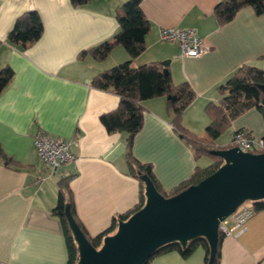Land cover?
<instances>
[{
	"label": "crops",
	"instance_id": "0c3cea01",
	"mask_svg": "<svg viewBox=\"0 0 264 264\" xmlns=\"http://www.w3.org/2000/svg\"><path fill=\"white\" fill-rule=\"evenodd\" d=\"M125 0H92L74 7L70 0H0V68L14 70L0 93V261L12 264H66L67 247L58 216L51 212L58 197L57 181L70 176L74 212L91 237L105 231L113 217L129 212L140 199V181L129 172L125 159L126 133L107 131L100 115L113 110L119 97L91 85L99 71L124 61L127 52L115 47L104 59L77 54L104 39L118 27L115 9ZM219 0H142L150 22L145 49L133 66L169 60L175 84L186 81L196 93L183 111L182 124L207 138L209 121L204 107L217 102L216 87L240 65L264 69V15L244 6L219 25L213 7ZM30 10L43 23L40 38L25 48L7 41L15 19ZM163 27H191L206 49L199 56L181 55L177 42L163 41ZM143 123L133 139L132 152L152 164L161 188L169 192L189 178L195 166L211 160L195 158L190 146L173 129L166 98L142 102ZM243 127L254 136L264 134L262 115L254 108L232 120L223 147ZM69 141L75 156L54 171L40 162L33 145L38 130ZM220 139V140H219ZM219 140V141H218ZM219 264H264V210H256L238 235H225ZM199 245L187 257L177 250L154 256L149 264H203Z\"/></svg>",
	"mask_w": 264,
	"mask_h": 264
},
{
	"label": "trees",
	"instance_id": "16d2710c",
	"mask_svg": "<svg viewBox=\"0 0 264 264\" xmlns=\"http://www.w3.org/2000/svg\"><path fill=\"white\" fill-rule=\"evenodd\" d=\"M91 1L70 0V3L74 7H80L89 4ZM141 1L125 0L117 6L115 9V19L118 24L117 30L109 38L82 49L77 54L80 59L89 55L101 60L117 46H121L127 52V59L96 73L91 78V85L111 91L119 97L117 107L102 113L99 118L107 131L119 130L127 134L125 159L129 172L140 181L139 203L129 212L113 217L109 228L91 237L75 216L71 190L68 185L70 176L60 178L57 181V202L51 212L59 217L64 231L68 255L66 264H75L78 259V247L64 215L66 203L69 204L73 217L85 235L95 247H99L103 237L115 230L119 220L126 219L144 203V183L140 175L146 174L149 176L157 190L163 195H173L190 184L197 183L220 166L223 159L218 155L212 154L210 150L231 146V144H227L220 147L213 140L229 128L233 119L254 108L262 115L264 125V104L261 103L262 92L258 88L259 83H264V69L255 65L242 64L223 83L216 87L217 93L220 95L217 102L210 101L204 107L209 119L205 127L207 138L198 136L183 126V111L196 97V93L190 84L186 81L175 84L168 67L167 71H164L160 62L149 61L136 66L132 65V62L145 49V37L150 31V22L141 8ZM244 6H251L255 14L264 15V0H219L213 7V16L217 23L222 25L230 21L237 11ZM42 33L43 23L38 12L30 10L20 14L15 19L11 30L7 34V41L20 48H25L27 45L37 41ZM13 75L14 70L10 65L6 64L0 68V93L11 81ZM158 96L166 98V107L172 115L171 123L173 129L190 146L194 157L206 156L211 160L204 167L195 166L191 176L169 192L161 188L152 171V164L139 161L132 152L134 136L143 123L144 107L142 102ZM235 130H246L247 133H251L243 127ZM261 137L264 140V134ZM0 155L9 161V158L1 151V148ZM253 203L256 210H264V199L256 200ZM223 237L224 233L219 230L217 248L211 264H219ZM199 245L205 250L203 264H207L209 246L203 236L189 239L185 245L180 244L178 241L167 243L155 250L143 264H149L154 256L169 250H177L181 256L187 257Z\"/></svg>",
	"mask_w": 264,
	"mask_h": 264
},
{
	"label": "water",
	"instance_id": "95a60500",
	"mask_svg": "<svg viewBox=\"0 0 264 264\" xmlns=\"http://www.w3.org/2000/svg\"><path fill=\"white\" fill-rule=\"evenodd\" d=\"M169 60H162L167 71ZM264 104V83H259ZM223 159L220 166L197 183L165 196L146 174L144 203L95 247L73 217L66 203L64 215L78 247L75 264H143L159 247L203 236L209 246L211 264L218 242L219 223L242 202L264 199V151L250 152L237 146L213 148Z\"/></svg>",
	"mask_w": 264,
	"mask_h": 264
},
{
	"label": "built area",
	"instance_id": "2783aa9c",
	"mask_svg": "<svg viewBox=\"0 0 264 264\" xmlns=\"http://www.w3.org/2000/svg\"><path fill=\"white\" fill-rule=\"evenodd\" d=\"M159 38L163 41L177 42L181 55L199 56L206 49L203 38L191 27H163L159 30ZM230 144L243 151H264L263 138L249 134L246 130H234L231 134ZM33 145L38 160L49 166L52 171L75 158L69 150V141L52 136L41 129L34 133ZM255 212L254 203L246 200L220 221L219 230L224 233V236L238 235L246 229L247 222ZM0 264L12 263L0 261Z\"/></svg>",
	"mask_w": 264,
	"mask_h": 264
},
{
	"label": "rangeland",
	"instance_id": "374dc122",
	"mask_svg": "<svg viewBox=\"0 0 264 264\" xmlns=\"http://www.w3.org/2000/svg\"><path fill=\"white\" fill-rule=\"evenodd\" d=\"M228 135H229V131L227 132V130H225L220 136L221 140L224 141V139H227L228 138ZM220 140V139H219ZM218 140V141H219Z\"/></svg>",
	"mask_w": 264,
	"mask_h": 264
}]
</instances>
